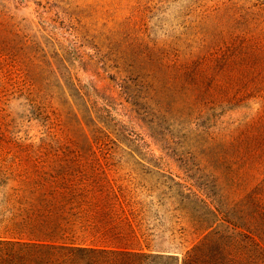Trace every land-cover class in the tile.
<instances>
[{
    "label": "rangeland",
    "instance_id": "1",
    "mask_svg": "<svg viewBox=\"0 0 264 264\" xmlns=\"http://www.w3.org/2000/svg\"><path fill=\"white\" fill-rule=\"evenodd\" d=\"M53 181L122 191L165 249L251 211L264 0H0V237Z\"/></svg>",
    "mask_w": 264,
    "mask_h": 264
},
{
    "label": "trees",
    "instance_id": "2",
    "mask_svg": "<svg viewBox=\"0 0 264 264\" xmlns=\"http://www.w3.org/2000/svg\"><path fill=\"white\" fill-rule=\"evenodd\" d=\"M45 186L9 219L13 235L0 237V264H264V181L251 211L210 208V217L195 219L199 237L186 249L154 245L125 216L122 191L69 181L34 189Z\"/></svg>",
    "mask_w": 264,
    "mask_h": 264
}]
</instances>
